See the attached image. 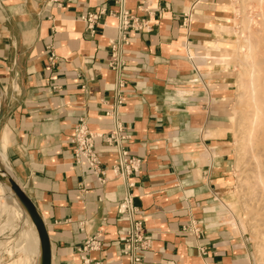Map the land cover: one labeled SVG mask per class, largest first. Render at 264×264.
I'll use <instances>...</instances> for the list:
<instances>
[{
	"label": "crops",
	"instance_id": "crops-1",
	"mask_svg": "<svg viewBox=\"0 0 264 264\" xmlns=\"http://www.w3.org/2000/svg\"><path fill=\"white\" fill-rule=\"evenodd\" d=\"M230 1L0 0V149L44 222L50 264H80L94 234L103 250L92 257L128 264L130 218L149 239L140 264H258L230 190ZM100 10L91 30L81 16ZM120 10L145 26L125 31L115 61ZM80 119L116 132L139 170L113 176L116 146L101 138L104 183L75 163Z\"/></svg>",
	"mask_w": 264,
	"mask_h": 264
},
{
	"label": "rangeland",
	"instance_id": "rangeland-1",
	"mask_svg": "<svg viewBox=\"0 0 264 264\" xmlns=\"http://www.w3.org/2000/svg\"><path fill=\"white\" fill-rule=\"evenodd\" d=\"M227 9L229 12L231 11L233 19H230V23H232L230 24V31H228L227 37L224 36V38H232V47H234V51L230 53V58L226 61L233 64L235 76V87L232 92V100L230 103V112L232 114L230 134L232 136V150L234 155L232 181L230 185V190L233 196L232 207L246 225L247 234L254 245L257 262L258 264H262V258L258 246L263 244L264 235L262 234L263 237H260L259 233L258 235L254 233L251 227L252 224H250L249 220L250 213L248 211L246 212L244 207V205H249L252 207L251 212H256L259 216L264 212V209L261 208L263 205L261 204V201L259 202L260 198H254L253 201L251 198L246 197L248 194H244L247 190L246 178L248 175L246 173L249 171V164L247 155L245 156L244 154V157H242V150L240 149V136L243 133L238 116L243 109H246V107H244L242 101L244 99L241 98L242 90L239 87L237 88L242 71V66L239 63L241 51L238 50L237 46L242 41V38L239 37V32L242 31V35L244 36L248 33L251 40L253 42L256 40L258 43L255 46L256 58L263 59L264 62V20L262 19L264 17V0H232L229 2ZM226 28L227 27H225V29ZM1 107L2 101L0 99V109ZM1 152L3 151L0 149V156L3 154H1ZM3 191V186L0 184V197L5 194ZM7 207V211L0 215V264H8L11 262H13L12 264H32L34 262V254L32 251L26 250L30 244L28 239H25V232L32 228V225L36 228L33 219L29 214H27L26 217L24 214L25 212L22 213L13 202H10ZM257 228L258 232L259 230L260 232H264V223L261 224L258 221Z\"/></svg>",
	"mask_w": 264,
	"mask_h": 264
},
{
	"label": "bare ground",
	"instance_id": "bare-ground-1",
	"mask_svg": "<svg viewBox=\"0 0 264 264\" xmlns=\"http://www.w3.org/2000/svg\"><path fill=\"white\" fill-rule=\"evenodd\" d=\"M262 19L264 20V17ZM239 33L242 41L240 40L241 42L237 48L241 51L239 63L242 66V71L237 88L239 87L242 90L243 97L240 96L244 99L242 101L244 107H246V109L240 110L238 116L243 133L240 136V149L242 150V157H244V154L247 155L249 164V171L246 173L248 175L246 178L247 192L245 191L244 194H248L246 197L251 198L253 201L254 198H260L259 202L261 201L264 207V62L263 59L256 58L255 46L258 44L256 40L253 42L248 33L246 36L242 35V31ZM4 163L2 156H0V184H2L5 193L4 196L0 197V215L7 211L8 204L13 202L22 213L25 212L26 217L27 214L31 216L30 209L22 196L24 189L11 172V169L9 170L6 163ZM244 207L246 212L250 213L249 220L252 224V230L263 237L264 232H260V230L258 232L257 225L258 221L261 224L264 223V212L259 216L258 213L251 212L252 207L249 205H244ZM263 207L261 208L264 209ZM25 233V239H28L30 244L26 250L32 251L34 254L33 264H46V251L37 229L32 225V228ZM258 249L260 250L262 264H264V242L261 246H258Z\"/></svg>",
	"mask_w": 264,
	"mask_h": 264
},
{
	"label": "built area",
	"instance_id": "built-area-1",
	"mask_svg": "<svg viewBox=\"0 0 264 264\" xmlns=\"http://www.w3.org/2000/svg\"><path fill=\"white\" fill-rule=\"evenodd\" d=\"M104 11L90 12L81 16V19L86 21L88 27L93 30L96 23ZM116 18V27L118 30V37L116 39H110L112 48V57L116 60V53L118 45L121 40L125 39V31L129 28L142 29L145 24L143 21H139L137 17H130L127 11L120 10L114 14ZM52 63L54 57L49 58ZM119 86L123 84L122 81H118ZM115 103H120L122 98L119 94H115L113 97ZM128 137V136H126ZM97 138H101L107 144H115L117 150V156L114 162L111 164V170L113 176L120 180L126 181L131 173L139 170L142 160L139 157L131 155L126 146L119 144V136L116 132L108 135H103L100 132H95L89 129L85 120L80 119L73 127L71 137V147L73 150L74 161L77 164L85 163L90 172L95 176L99 183H104L107 180L105 169L102 166V161L95 151V142ZM124 138V137H123ZM122 208H126V204L121 205ZM123 244L122 254L127 258L128 264H140L141 257L139 251L149 247V239L145 236L144 223L139 218L129 219V228L125 234L120 238ZM103 242L99 234H94L87 238L84 243L78 247L80 264H110L108 260L103 257H92V251H102Z\"/></svg>",
	"mask_w": 264,
	"mask_h": 264
},
{
	"label": "water",
	"instance_id": "water-1",
	"mask_svg": "<svg viewBox=\"0 0 264 264\" xmlns=\"http://www.w3.org/2000/svg\"><path fill=\"white\" fill-rule=\"evenodd\" d=\"M24 192L22 193L23 199H24L26 205L28 206V208L30 209V213L32 214L30 217L33 219L35 227H36L38 234L40 236L41 243L44 246L45 251H46V264H50V247H49V240H48L46 227L44 225V222H43L36 206L31 201V199L28 197V195Z\"/></svg>",
	"mask_w": 264,
	"mask_h": 264
}]
</instances>
